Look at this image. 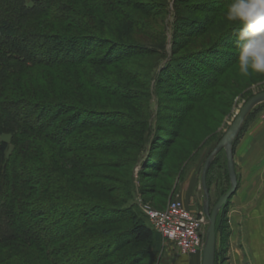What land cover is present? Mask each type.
I'll return each instance as SVG.
<instances>
[{"label":"trees","instance_id":"16d2710c","mask_svg":"<svg viewBox=\"0 0 264 264\" xmlns=\"http://www.w3.org/2000/svg\"><path fill=\"white\" fill-rule=\"evenodd\" d=\"M188 1L167 0L158 5L153 0H0V264H10L6 258L26 253L32 257L31 264H146V258L160 248L162 235L149 218L146 222L138 213V200L146 192L170 193V184L178 182L173 178L185 173L201 138L184 129L194 118L189 115L202 103L207 105L223 78L238 68L234 44L238 29L232 25L209 46L178 53L186 47V40L201 38L212 27L205 17L189 14ZM216 2L221 7L206 10L215 13V20L228 0ZM104 9L113 23L107 22ZM171 9L177 24L169 52L168 25L161 17ZM158 18L161 24L156 29L148 19ZM104 22L114 31L103 25L104 31ZM135 30L154 41L136 39ZM182 39L184 45L179 42ZM137 55L161 56L142 74L156 85L142 107L145 111L134 114L89 107L90 100L79 92L84 83L129 102L139 98L138 92H127L131 89L124 83L98 72L109 67L129 77L127 70L118 66ZM32 73H39L40 80L47 79L51 85L54 79L59 81L61 93L49 90L46 94L40 86L30 87ZM75 78L78 93L72 94L70 85ZM166 81L188 102L180 110L179 129L165 128L155 110L162 104L160 92ZM112 130L126 135L119 139L104 132ZM4 135L9 139H2ZM179 141L184 143L182 148ZM222 156L231 184L222 150L208 171L210 203V174ZM123 166H131L123 186L100 171ZM139 166V177H162L166 182L146 188L139 181L137 187ZM60 171H71L80 179L77 190L62 181ZM229 188L222 190L219 198ZM229 204L230 200L216 222L215 264H219L220 220Z\"/></svg>","mask_w":264,"mask_h":264},{"label":"rangeland","instance_id":"374dc122","mask_svg":"<svg viewBox=\"0 0 264 264\" xmlns=\"http://www.w3.org/2000/svg\"><path fill=\"white\" fill-rule=\"evenodd\" d=\"M156 1V4L161 5L166 3L167 0H153ZM173 2L171 3L172 6ZM187 4V10L189 14L196 17H205L208 21L212 23V27L208 30V32L203 35L201 38H195V39H188V41L185 45L186 47L181 50H177L178 53H185L193 50H198L200 48H204L206 46H209L212 41H214L218 36L221 35V33L225 30V27H228L229 24L226 23L224 18V12L225 7L223 11L220 13V16L215 20V13L206 11L209 10L212 7H221V4L217 5L216 0H189L187 3L185 2V5ZM183 5V4H182ZM184 5V6H185ZM191 7V8H190ZM172 8V7H171ZM167 9V8H165ZM109 11L107 9H104V14L108 15L106 16L107 22L110 24L113 23V19L109 16ZM164 14V13H163ZM160 18V17H159ZM158 20L148 21L154 26L153 28L158 27L161 22ZM165 20V22L168 25V33L169 36V43H168V51L170 52L172 50V44L171 39L174 31V25L177 24V21L175 20V10L171 9L169 13H166L164 16H162ZM160 18V19H161ZM101 23V27H103V30H105V26L109 23ZM91 23V22H90ZM185 24L183 23V26ZM107 29L109 31L113 32L114 29L111 25H108ZM117 27H120V23L116 25ZM136 31V30H135ZM134 37L136 39L141 38V40L145 39L146 41H154L152 38H148L145 35L141 34V32L136 31L134 34ZM184 39L179 40L182 42ZM184 45V44H183ZM161 59V56L153 55V56H133V60L131 62H127L118 66V68H125L127 70V75L123 74L122 71L120 72L118 69L114 68H104L98 71L99 73H103L106 77L113 78L117 80L120 83H124L129 89L127 92H138L139 98H133L131 102L123 100L122 98H119L117 96H111L96 90H92L89 88L88 84L84 83L83 87H80L79 92L83 94L84 99L86 101L90 100L87 105L91 107L92 109L106 111V110H121L125 112H131V113H141L144 112L146 108H142L146 106V102L148 97H150L152 94H154L156 90V85L154 80H145V77L142 76L143 73H146V70L150 69L151 66L154 64V61ZM168 60V59H167ZM89 69L94 72L96 71L95 67L90 66ZM50 75H53V77H56V72H44ZM62 74H60V78L62 77ZM45 75V74H44ZM70 77L73 78V73L69 74ZM69 75H66L68 77ZM40 74L39 73H32L30 76L28 85L31 87L32 85H37L41 87V93H46L51 90L54 93L60 94L62 91V87L60 86L59 81L54 79L55 84L51 85V83L47 79L40 80ZM42 77V76H41ZM76 77V76H75ZM27 80V79H26ZM82 82L83 80H78ZM27 85V86H28ZM78 83L75 82L71 83V90L70 92L72 94H77L76 91ZM159 86V84H158ZM162 90L160 92V95L162 97V104L156 106L155 110L160 112V118L159 123H161L165 128L167 129H173L180 127L182 128V122L180 119H178V116L180 115V110H183V107L188 104L186 101V98L180 94L178 89L169 84V81L163 82L162 84ZM149 87V88H148ZM133 90V91H132ZM264 91V75H257L253 74L251 76V79L249 77L242 76L239 72V69L237 68L233 73H229L226 75L223 80L220 83V87L215 89L214 92L210 94V99L208 100L207 105H199V107L195 110L194 113H191L189 116H194L193 119H190L187 121L186 126L187 131H192L198 135H201V138H199L198 141V148L196 150V153L193 155V157L189 160L187 163L186 171L185 173L179 178V176L174 177L173 179L177 178L178 182L171 183L172 189L169 194L163 195L158 192L153 193L152 192H146L144 195V198H140L138 200L140 208L138 210V213L145 219L147 222L148 216L146 213V207H167L170 202L174 199H180L186 203H190L193 201V207L198 213H203V201H204V194L201 187V172L202 167L204 164L205 159L209 155V153L212 151V149L216 146L219 139L224 135L226 130L229 128V126L234 121L236 115L240 111L241 106L248 101L252 96H254L257 93H260ZM79 93V94H80ZM53 94V93H52ZM87 101V102H88ZM261 105V106H260ZM257 106L256 111L254 114H252L247 120L244 130L241 131V134L237 140L236 146L242 145V140L245 135L248 134L250 129L253 128H264V104H260ZM207 107V108H206ZM261 107V108H259ZM259 108V109H258ZM258 109V110H257ZM107 134H114L117 138L121 139L125 137L126 133L120 132L117 130H112L111 132L104 131ZM2 139L8 140L9 136L4 135L2 136ZM183 142L179 141V145H181V148L183 147ZM178 148V147H177ZM162 151H164V148H161ZM118 155H126V154H118ZM48 156V154H47ZM68 168V166L66 167ZM140 170V166L136 169V176H137V187L141 184L144 185V187H152V185H156L157 183L161 181H165L166 179H163L160 177L159 179H151L148 177H143L141 175H137V172ZM147 170V169H146ZM100 171H103L108 175V177H114L117 179V184L121 183L119 185H124L125 182L129 180L130 177V171L131 166H123L119 169L114 168H102ZM241 171H244L241 169ZM59 174V173H58ZM62 181L67 182L68 186L73 190L78 187V184L80 182V179L77 178L75 175L73 176L72 172H62L60 171L59 174ZM249 176L247 174H242L241 177H239V180H247ZM140 181V182H139ZM240 181L238 182V189L236 193L232 196L230 199V204L228 208V212L226 214L222 213L221 220H220V231L218 236V250L220 251L219 255V264H229V260L225 258V236L228 234V214L230 207L232 205V200L234 199V196L236 194H240L241 196L245 195L244 188L242 190ZM175 182V180H174ZM111 183V182H109ZM116 182H114L115 184ZM210 183H211V204L212 207L219 198L220 193L222 190H225L229 187L230 183L227 176V170L225 166V159L224 156H222L219 160H217L216 164L214 165L211 174H210ZM113 184V183H111ZM158 185V184H157ZM247 187V185H244ZM120 193V191L117 193V195ZM159 195V196H158ZM89 197H92L90 195ZM104 201V199H102ZM256 201V200H255ZM253 201V202H255ZM249 204V203H248ZM253 205V203H252ZM204 216H206L204 214ZM206 226L205 230L207 229V226L209 224V219L206 216ZM220 239V240H219ZM160 248L157 250L156 253H154L151 258H146V264H194L195 261H188V258H185L181 256L175 246L174 243L171 241H168L164 237L161 239ZM21 257H16V254L14 256L6 258V260H9L10 264H31L32 263V257L26 253L25 255H20ZM198 258V257H197ZM151 261V262H150ZM198 264L200 263V258L197 260Z\"/></svg>","mask_w":264,"mask_h":264},{"label":"crops","instance_id":"0c3cea01","mask_svg":"<svg viewBox=\"0 0 264 264\" xmlns=\"http://www.w3.org/2000/svg\"><path fill=\"white\" fill-rule=\"evenodd\" d=\"M241 144L234 149L238 182L242 174L249 178L240 181L245 195L236 194L229 210L226 258L229 264H264V128L250 129ZM184 203L196 211L193 201ZM181 256L202 264L203 254Z\"/></svg>","mask_w":264,"mask_h":264},{"label":"water","instance_id":"95a60500","mask_svg":"<svg viewBox=\"0 0 264 264\" xmlns=\"http://www.w3.org/2000/svg\"><path fill=\"white\" fill-rule=\"evenodd\" d=\"M264 103V91L255 94L248 101H246L240 108L234 121L224 133L221 140L214 147L211 153L205 160L201 172V187L204 194L203 211L209 219V224L206 229V236L204 242L202 264H215L217 253V232L216 222L218 215L222 208L229 202L232 196L238 189V176L236 171V164L234 159V142L240 134L245 120L248 115L260 104ZM225 150L227 158V167L230 176V188L218 200V202L211 209L210 190L208 187V171L216 159L217 155Z\"/></svg>","mask_w":264,"mask_h":264},{"label":"clouds","instance_id":"9594fccd","mask_svg":"<svg viewBox=\"0 0 264 264\" xmlns=\"http://www.w3.org/2000/svg\"><path fill=\"white\" fill-rule=\"evenodd\" d=\"M224 18L238 29L234 44L240 74L264 75V0H228Z\"/></svg>","mask_w":264,"mask_h":264},{"label":"built area","instance_id":"2783aa9c","mask_svg":"<svg viewBox=\"0 0 264 264\" xmlns=\"http://www.w3.org/2000/svg\"><path fill=\"white\" fill-rule=\"evenodd\" d=\"M153 228L174 243L180 255L203 254L206 216L190 209L182 200L174 199L164 209L146 207Z\"/></svg>","mask_w":264,"mask_h":264}]
</instances>
